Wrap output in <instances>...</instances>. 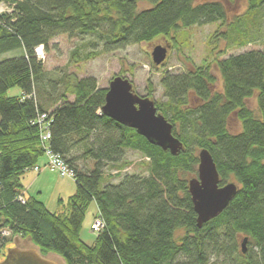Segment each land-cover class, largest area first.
Segmentation results:
<instances>
[{"label":"trees","instance_id":"obj_1","mask_svg":"<svg viewBox=\"0 0 264 264\" xmlns=\"http://www.w3.org/2000/svg\"><path fill=\"white\" fill-rule=\"evenodd\" d=\"M0 1L12 9L0 14V55L21 51L0 60V228L65 264H264V49L213 58L221 91L210 63L164 71V100L153 98L149 83L145 97L182 143L176 155L103 115L107 88L96 78L64 69L48 73L35 53L61 35L91 37L70 52L69 64L76 67L101 52L156 39L174 50L179 30L217 23L207 48L221 55L264 38V0H245L241 14H230L221 0ZM140 2L150 7L138 9ZM150 67L160 68L151 61ZM13 88L21 93L9 96ZM254 95L258 116L246 106ZM42 114L52 118V151L75 174L76 191L58 213L34 198L17 199L23 197V174L43 156L33 124ZM232 118L240 132H230ZM201 149L212 156L219 186L233 182L238 189L226 209L198 229L188 181L197 176ZM127 150L141 153L147 175L118 173L113 183L104 170H122ZM92 203L104 228L87 245L80 231ZM240 236L248 240L245 253Z\"/></svg>","mask_w":264,"mask_h":264},{"label":"rangeland","instance_id":"obj_2","mask_svg":"<svg viewBox=\"0 0 264 264\" xmlns=\"http://www.w3.org/2000/svg\"><path fill=\"white\" fill-rule=\"evenodd\" d=\"M207 1V0H199ZM227 4L230 14H241L246 10L245 0H234L232 5H229L226 0H221ZM150 5L145 2L138 3V9L149 8ZM11 7L3 1H0V14L11 12ZM217 23H208L204 25H195L187 29H181L176 34V47L173 50L170 45L166 44L165 39H156L149 43L134 44L117 50L111 53L104 54L101 52L96 58L87 62H82L78 66L74 67L69 64V55L72 49L82 42L91 40V37H68L67 35H61L48 44V50L41 47V51L37 53V47L35 53L37 58L43 63L44 70L51 73L55 69H64L65 72H75L79 78L92 76L96 78L98 86L100 88H107L109 81L116 75L122 74L127 78L135 87L137 95L145 97L149 83L151 89L154 91L153 98L155 100H164L163 88L160 84L161 74L164 71L170 73H178L185 70L186 65L189 62L195 65H205L210 63L212 74L216 78L215 90L221 91L222 81L218 71L213 65V58L215 57H227L231 54H238L249 49H264V38L257 43H252L245 48L236 50H227L224 54L217 55L209 54L207 48V40L209 35L216 30ZM171 43V41L169 40ZM162 45L167 48V57L163 64L159 67V70L152 71L150 67L151 52L154 47ZM225 43H220V50L224 49ZM19 51H11L3 54L5 58H13L18 56ZM0 55V59L3 57ZM152 62V61H151ZM150 81V82H149ZM21 92L18 88H13L8 91V95H19ZM72 99V98H71ZM246 106L252 110L254 115L258 116L257 104L255 95L247 100ZM229 130L232 133L240 132L241 125L235 119L230 120ZM44 158L40 159L39 165L44 163ZM142 160H145L141 153L137 151L127 150L122 162V166H125L122 170L117 169L116 166H107L104 170V175L112 177L111 182L117 183L119 181V174H134V175H147V169L141 164ZM122 168V167H121ZM21 184L23 185L26 193L39 202L43 203L45 207L53 213L61 211L63 204L66 202V198L72 195L71 192L75 191V182L68 177H60L56 171H50L46 169L40 174H36L32 170L26 171L22 178ZM59 200H62L61 202ZM96 213V205L92 203L88 208L85 219L83 221L80 239L87 245H92L96 238V233L91 232V223L93 216ZM182 234L178 232L177 235ZM13 238L7 241L9 247H13ZM21 239V238H20ZM22 240V239H21ZM243 236H240L238 240L239 246H241ZM248 242V240H247ZM247 242L245 247L247 246ZM3 259V258H2ZM0 259V261L2 260Z\"/></svg>","mask_w":264,"mask_h":264},{"label":"water","instance_id":"obj_3","mask_svg":"<svg viewBox=\"0 0 264 264\" xmlns=\"http://www.w3.org/2000/svg\"><path fill=\"white\" fill-rule=\"evenodd\" d=\"M167 57V48L158 45L151 52V61L155 66L163 64ZM103 115L116 123L134 129L147 141L176 155L182 149V143L172 135V126L157 113L154 102L147 97L137 95L132 83L121 76H114L108 83L105 103L101 108ZM197 176L188 181V192L193 211L196 214V227L218 217L236 195L238 186L227 183L219 186V175L211 154L201 149L198 154ZM244 238L241 243L245 253ZM14 246L9 249L0 264H65L56 254L42 256L29 240L13 238Z\"/></svg>","mask_w":264,"mask_h":264},{"label":"built area","instance_id":"obj_4","mask_svg":"<svg viewBox=\"0 0 264 264\" xmlns=\"http://www.w3.org/2000/svg\"><path fill=\"white\" fill-rule=\"evenodd\" d=\"M52 122V118L48 115L42 114L33 122V124L38 125L39 129V141L41 147L43 148V155L46 159V163L44 165L45 169L50 171H56L61 177H69L74 178V172L70 170L64 160L56 153H54L50 147V140H51V131H50V124ZM34 172L39 173L40 168L35 166L33 168ZM18 201L24 203L25 200L23 197H18ZM104 228V222L100 215H97L93 218V222L91 224V232L96 233L99 235ZM10 236V230L7 228L0 229V255L2 254V247L4 240Z\"/></svg>","mask_w":264,"mask_h":264},{"label":"crops","instance_id":"obj_5","mask_svg":"<svg viewBox=\"0 0 264 264\" xmlns=\"http://www.w3.org/2000/svg\"><path fill=\"white\" fill-rule=\"evenodd\" d=\"M21 54V51H19V54L18 55H20ZM3 58V57H2ZM1 60V59H0ZM40 162V160L38 161V163ZM39 165V164H38ZM45 165V160H44V163L43 164H41V165H39V166H44ZM46 169H44V170H42L40 173H42V172H44ZM39 173V174H40ZM23 186V185H22ZM75 186H76V184H75ZM75 191H76V187H75ZM75 191H73V192H71V194L73 193H75ZM23 193H24V196H25V198H29L30 196L26 193V191L24 190V188H23ZM72 194V195H73ZM71 196V195H70ZM69 197V196H68ZM96 209H97V207H96Z\"/></svg>","mask_w":264,"mask_h":264},{"label":"bare ground","instance_id":"obj_6","mask_svg":"<svg viewBox=\"0 0 264 264\" xmlns=\"http://www.w3.org/2000/svg\"><path fill=\"white\" fill-rule=\"evenodd\" d=\"M37 51H38V52L41 51V47H39ZM160 149H161V148H160ZM198 152H199V151H198ZM103 222H104V220H103Z\"/></svg>","mask_w":264,"mask_h":264},{"label":"flooded vegetation","instance_id":"obj_7","mask_svg":"<svg viewBox=\"0 0 264 264\" xmlns=\"http://www.w3.org/2000/svg\"><path fill=\"white\" fill-rule=\"evenodd\" d=\"M15 247V246H14ZM9 248H7V249H5V252L8 250ZM3 255H4V253H3Z\"/></svg>","mask_w":264,"mask_h":264}]
</instances>
